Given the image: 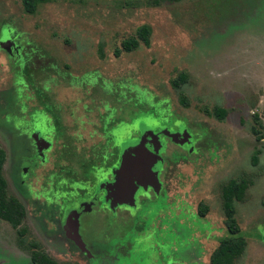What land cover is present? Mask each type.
I'll list each match as a JSON object with an SVG mask.
<instances>
[{"label": "rangeland", "instance_id": "rangeland-1", "mask_svg": "<svg viewBox=\"0 0 264 264\" xmlns=\"http://www.w3.org/2000/svg\"><path fill=\"white\" fill-rule=\"evenodd\" d=\"M152 1L53 0L28 15L21 0H0V44L18 45L14 55L0 46L3 173L10 195L27 209L26 235L0 218V264H31L32 243L60 264H92L58 237L54 226L61 225L55 216L61 195L78 196L85 164L102 160L108 142L103 128L137 115L144 119L133 130L187 129L186 144L192 142L169 143L164 161L155 153L162 157L153 169L158 180L165 167L164 190L114 215V223L127 227L129 246L118 260L103 257L99 264H210L228 235L222 188L240 178L252 186L237 204L236 218L248 241L237 264H264V140L257 141L252 132L256 114L264 126V0H167L159 7ZM143 25L152 28L150 48L141 45L117 58L115 50ZM24 65L62 120V135L56 138L50 131L48 142H41L49 150L45 157L24 153L22 138L16 137L20 132L4 119L19 96L31 98V107L44 108L37 94L25 89ZM182 72L189 80L176 91L171 82ZM215 107L228 111L225 120L216 118ZM38 128L49 133L46 121ZM117 135L125 150L140 142ZM24 154L31 164L21 162ZM20 164L30 175L23 184ZM113 185L107 189L111 199ZM144 188L133 196L135 205ZM202 206L208 207L205 218ZM94 216L95 226L104 227V216ZM86 230L81 225L80 239L92 251L98 244Z\"/></svg>", "mask_w": 264, "mask_h": 264}, {"label": "flooded vegetation", "instance_id": "flooded-vegetation-1", "mask_svg": "<svg viewBox=\"0 0 264 264\" xmlns=\"http://www.w3.org/2000/svg\"><path fill=\"white\" fill-rule=\"evenodd\" d=\"M17 46L15 47V49L10 48V50H5L4 52L14 55L13 52L16 50ZM21 70L22 74L26 78L27 83L24 85L26 86L25 89L27 93H30V91L33 90L38 97L35 99L39 100L40 103L43 104L44 108L39 109L31 107V98H24L22 96H19L16 99V102L18 103L16 104L17 106L10 109V111H8V114L4 115V119L7 120L10 129L20 132V134H18L16 137L22 138L21 145L23 146L22 151L25 150L23 151L24 153L27 151H33L36 155H39L38 153L42 152L43 156L45 157L49 150L46 149L44 143H42V145L41 142H43L42 140L47 141L50 131H54V137L56 138H59L62 135V120H60L57 115L53 114V107L47 100V94H45V92L40 87L38 88L36 86L31 68L24 65ZM150 117H154V115L151 114L146 118ZM141 119H144V117L137 115L130 122L126 120L120 121L119 123L111 122L109 128L108 126H105L103 130L104 132L107 130L106 136L108 142L107 146H105L107 150L106 153L103 154L102 160L90 161L85 164V169L80 175L83 178L77 181L79 182V188L81 189L78 196L61 195L62 199L59 203L60 210L59 213L55 215L61 219L59 221L61 225H58V229L54 226V228L57 230L58 237L62 238L64 243L71 248L72 252H76L82 257L84 256L85 258L89 259V262H91L92 264H99L100 260L103 257H105L107 260H113V258L118 260L121 255H124V253L122 252L123 249H125L126 246H129L127 227L114 223L116 222L114 215L121 208L127 207L126 205H131L136 209L140 197H145L149 201L148 197H150L151 194H154L158 197L164 190V185L161 184L162 182L160 183L161 176L163 175L165 169L164 166L160 170V180H158L154 186H149L140 190L136 205L135 201L133 200L131 202H117L115 201V198L111 199V195L109 193L110 189L107 190L108 185L114 182L115 172L120 168L122 164L123 152L125 150L123 149V145H118L116 142L119 138L117 133H120V135L123 137L129 134V139L140 141L144 133H140V131L138 130H133V127L136 125V122L140 121ZM43 121H46L47 128L49 127V129H46V131L49 132L48 134L45 133L46 135L41 133L42 130L40 132V129L38 128V124L42 123ZM187 131V129H184L183 131L178 130V132H171L170 129H167L164 126L160 127L159 129L146 131L153 132L158 137L156 143L148 141V143L150 144L147 143V148L151 152L161 155L164 161L165 147L167 148L169 143L178 145L183 144V146H189L191 144L192 141H190V144H186L188 140H185L186 138L182 137V135L184 134H189ZM170 134H173L176 140H174L175 138L173 139L171 136H169ZM39 137L40 139L39 141H37ZM136 145L137 144L135 143L134 145L125 148L128 149ZM39 157L40 159L43 158L41 156ZM23 161H27V159L25 158V154L21 159V162ZM27 162L31 164L30 161ZM29 164L27 165L28 168L31 167V165ZM24 167L26 168V166ZM24 167L22 164H20L19 173L22 184L26 179L30 178V175H28L27 173L28 171L26 172V169ZM64 189L65 188H63L62 190L63 192ZM94 213H99L102 217L104 216V227L102 225V228L101 226L99 228L95 226L94 219L96 216H94ZM84 217L88 219L82 224V220ZM81 225L83 228L89 227V231L86 230L85 233L87 234L89 232V237L93 238L94 241H96V244H98L95 245V247L92 246V251H90L88 246L80 239Z\"/></svg>", "mask_w": 264, "mask_h": 264}, {"label": "trees", "instance_id": "trees-1", "mask_svg": "<svg viewBox=\"0 0 264 264\" xmlns=\"http://www.w3.org/2000/svg\"><path fill=\"white\" fill-rule=\"evenodd\" d=\"M26 14L36 15L42 5L51 3L53 0H21ZM167 0H153L152 6L159 7L162 2ZM152 37V28L148 25L139 27L135 36L124 40L121 46L117 48L114 55L119 58L122 54H129L137 50L141 45L150 48ZM101 58H104L103 52L100 53ZM189 75L187 73H180L172 82V87L176 91H181L187 85ZM181 102L188 106L185 97L181 96ZM213 114L217 119L223 121L227 118L228 111L222 107H215ZM252 132L257 138V141L264 140L263 123L260 116L256 114L253 118ZM261 152L257 150L253 162L255 165L259 162ZM6 162V152L0 146V218L9 223L14 229H17L20 235H26L27 230L22 227L26 218L27 211L24 205L15 197L10 195L7 186V180L3 173V168ZM252 181L246 178L234 179L226 183L222 188L223 210L225 214V226L227 229V236L223 238L218 248L210 257V264H237L244 256L248 241L243 236V231L237 221V204L245 201L246 194ZM208 207L202 206L200 208V216L205 217ZM32 249V264H60L46 253H44L37 243L31 244ZM72 264V263H66Z\"/></svg>", "mask_w": 264, "mask_h": 264}, {"label": "water", "instance_id": "water-1", "mask_svg": "<svg viewBox=\"0 0 264 264\" xmlns=\"http://www.w3.org/2000/svg\"><path fill=\"white\" fill-rule=\"evenodd\" d=\"M11 45L12 42L9 41L0 44L1 48L5 50H10ZM169 136L173 139L175 138L173 134ZM182 136L186 138L185 140H188L187 134ZM156 137L153 132H146L136 146L125 150L122 164L115 172V181L111 188L113 198L116 200L121 198L132 200L139 186L147 188L156 184L158 174L153 169L158 161L161 160V157L147 148L148 141Z\"/></svg>", "mask_w": 264, "mask_h": 264}]
</instances>
